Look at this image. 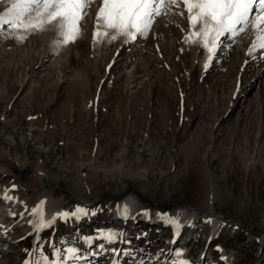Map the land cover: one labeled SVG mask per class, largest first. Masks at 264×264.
Returning a JSON list of instances; mask_svg holds the SVG:
<instances>
[{
	"label": "rangeland",
	"instance_id": "374dc122",
	"mask_svg": "<svg viewBox=\"0 0 264 264\" xmlns=\"http://www.w3.org/2000/svg\"><path fill=\"white\" fill-rule=\"evenodd\" d=\"M91 10L66 46L55 26L0 35V192L27 198L24 214L0 219V249L14 248L5 259L59 253L69 264L67 250L82 247L70 264H111L124 243L120 264L174 261L181 249L192 264H264V62L226 38L205 69L206 51L183 47L175 30L150 34L139 52V40L111 33L94 42ZM209 183L226 220L214 232L201 201ZM129 196L141 213L123 228L115 212ZM42 203L56 224L37 249ZM184 207L200 216L193 227L176 221L185 228L172 250L168 217ZM77 208L88 214L72 215Z\"/></svg>",
	"mask_w": 264,
	"mask_h": 264
},
{
	"label": "snow or ice",
	"instance_id": "6c2138e0",
	"mask_svg": "<svg viewBox=\"0 0 264 264\" xmlns=\"http://www.w3.org/2000/svg\"><path fill=\"white\" fill-rule=\"evenodd\" d=\"M95 0H14L3 15L0 29L4 26L23 33L44 31L46 26L59 29L57 46L74 43L81 34V23ZM183 5L187 13L188 35L186 42L200 45L207 53V69L226 38H235L249 29L255 33L249 55L264 51V0H100L95 14L94 42L108 37L115 41L124 37L135 41L147 37L155 20L164 14L168 5ZM183 15V13H181ZM25 37L20 36L23 40ZM5 199H10L5 196ZM127 212V209H125ZM84 208H77L72 215H87ZM38 217L34 225L37 230L51 227L54 221H46L43 203L33 211ZM68 217V213L61 214ZM169 223L179 228L175 220ZM113 240L112 234L106 237ZM69 259L77 258L75 249H68ZM179 255V254H178ZM25 264H67L57 254L55 260L42 257L40 260L25 261Z\"/></svg>",
	"mask_w": 264,
	"mask_h": 264
},
{
	"label": "bare ground",
	"instance_id": "6f19581e",
	"mask_svg": "<svg viewBox=\"0 0 264 264\" xmlns=\"http://www.w3.org/2000/svg\"><path fill=\"white\" fill-rule=\"evenodd\" d=\"M13 2H14V0H0V10H3V13L6 12ZM93 4H96V1ZM172 8H174L176 10L174 17L172 16V13L175 12V10L173 11ZM91 9L97 11L98 7L96 8L94 5H91V7L89 8L87 13H90V11H92ZM185 12L186 11L183 9V5L173 6V7H171V5L166 6L164 14L155 20V22L153 23V26H152L150 32L148 33L147 37L146 38L145 37H137V39L135 40V41H137V40L140 41L137 43L139 45L137 47L136 52H139V50H141L143 45L140 46V44H146L148 36L150 34L152 35V33H158L159 32L158 36L162 37L165 34L168 35L170 33V31H173V30L177 31L178 34H182L179 36H183V38H184L183 47L194 48L195 45L190 44V43L186 42V40H185V37L188 35V32L186 31V28H185V21H184V20H187V18L183 17V16H185ZM181 13H183V15H181ZM170 14H171L172 18L168 21V19L171 17ZM172 21L174 22L173 23L174 26L172 25L171 27H168V23H171ZM8 29H9L8 26H4L3 29H0V35L6 33V31H8ZM58 31H59V29H58ZM172 36H173V34H172ZM254 37H255V33L252 31V29H249L246 33L241 34V35L235 37L234 39L231 38L229 43H234L236 45V48L238 47L240 49V51H243L244 52L243 54L247 57V55H249L248 54L249 49L252 45ZM171 40H172V38H171ZM135 41H129V42L134 43ZM127 42H126V44H127ZM146 48H147V46H146ZM198 53H199V51H198V49H196L194 51L195 57L198 55ZM251 57H253L252 61H255V63H257L259 65V64L264 62V51H257L253 55H250V58ZM197 60H198V58H197ZM202 60H205V62L207 63V53H206V57L203 58ZM202 60L199 61L200 64H202ZM0 148H1V151L3 153H5L6 155L8 154V152L3 147H0ZM0 173H3V174L7 173L8 174V170H6L4 167L0 166ZM35 173L38 177L45 176L44 173H38V170H35ZM10 193L11 192L8 190H3L0 192V201H2L3 202L2 204H4V205H0V219L2 218V216L3 217L5 216L7 218V220H9V219L13 220V218L20 216V214L21 215H22V213L24 214V211L26 209V205H27L26 199L27 198L22 200V201H16L15 199L12 198ZM5 196L9 197L10 199H5ZM215 198H216V195H215L214 186L212 185V183H209V187H208L207 191L205 192V194L203 195L201 201L208 208V214H207L206 218L211 219L213 232L216 231L217 229H219V227L221 226V224L223 222H226V220L222 216L216 215L214 213V202L216 200ZM139 207H140V205L138 206L137 200H135L133 197L129 196V197H125L121 201V203L119 204L118 209L115 213H116L117 217H119L121 215V216L125 217L127 220H131L139 214V211L141 213V207L140 208ZM125 209H127V212H125ZM198 212H200V210L198 208L194 210V208L184 207V209L182 211H177L174 213L176 215V218H173V215H172V216H169L168 219L180 221V222L184 223L185 225L191 224V226L193 227L194 223L199 219L200 213H198ZM52 215L53 214L49 213L45 220L46 221H55V219L53 220ZM158 217H160V216L158 215L156 217V215H154V217H152V218L154 221L158 222V220H157ZM121 221L122 220H120L119 222H121ZM151 225L154 226L153 223ZM46 230H47L46 228L42 229L41 234H43V231H46ZM0 241H1V238H0ZM13 249L14 248L12 245H11V247L8 246L7 249L6 248L0 249V264H9L8 259H5V257L9 253L10 254L13 253Z\"/></svg>",
	"mask_w": 264,
	"mask_h": 264
}]
</instances>
